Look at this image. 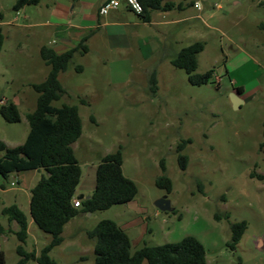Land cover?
I'll return each mask as SVG.
<instances>
[{
  "label": "rangeland",
  "instance_id": "obj_1",
  "mask_svg": "<svg viewBox=\"0 0 264 264\" xmlns=\"http://www.w3.org/2000/svg\"><path fill=\"white\" fill-rule=\"evenodd\" d=\"M16 1L0 0V19L12 22L2 27L5 45L0 54V100L8 98L21 114L19 122H8L0 114V141L10 147L22 144L27 137V114L35 109L38 97L31 83L42 82V69H48L31 50L36 34L46 27L28 24L44 21L39 11L49 0L25 6L34 17L32 21L23 18L22 8L14 9ZM198 1L202 10L188 8L189 15H200L191 20L193 32L183 35L178 46L204 43L196 73L212 69L209 83L192 84L184 69L169 62L113 54L92 53L72 59L62 73L61 83L67 92L53 105H77L83 124L82 135L73 144L82 168L76 190L87 195L86 190L94 189L102 157L122 147L124 174L136 183L138 194L128 203L105 210L86 212L80 208L65 225L63 242L49 253L59 264H94V241L88 231L102 219H113L126 229L132 252L193 235L206 248L207 264H264V178L257 177L264 175V148L260 149L264 123V0ZM240 52H247L253 60L243 66L238 79L246 82L255 77L259 86L235 109L226 64L237 60ZM78 62L85 65L83 72L74 70ZM157 66L154 90L150 79ZM81 98L86 103H81ZM188 139L191 141L181 152L188 156V166L181 169L177 147ZM163 159L165 171L160 164ZM43 174V169L22 171L10 174L8 180L0 174L9 188L0 195V250L5 253L6 264L21 259L19 244L40 254L52 239L29 213L28 189ZM163 175L172 180L170 193L156 185V179ZM165 195L174 211H162L155 205ZM12 204L28 217L25 243L12 232L13 221L10 223L1 212L3 205ZM216 214L222 218L216 219ZM243 220L247 229L233 250L227 244L231 224ZM25 264L39 263L31 258Z\"/></svg>",
  "mask_w": 264,
  "mask_h": 264
},
{
  "label": "trees",
  "instance_id": "obj_2",
  "mask_svg": "<svg viewBox=\"0 0 264 264\" xmlns=\"http://www.w3.org/2000/svg\"><path fill=\"white\" fill-rule=\"evenodd\" d=\"M40 0H17L14 9L19 10L26 5H37ZM143 5V20H150L152 11H167L178 8L174 2L164 0H140ZM3 14L0 12V18ZM4 43V34L0 27V51ZM204 43L196 41L183 47L178 55L172 59L175 67L182 68L188 73L192 84L209 83L214 75L212 69L203 74L196 73L198 55L204 50ZM87 47L82 43L64 53H57L49 46H43L40 54L50 71L46 79L31 86L38 93L35 109L27 114L29 132L25 141L10 147L0 141V174L8 178L12 172L29 170H45L36 184L31 188L30 216L33 222L44 232L51 234V241L42 248L40 254L27 251L22 244L17 246L21 259L16 264H25L31 258L39 264H59L50 256V251L63 240L65 225L79 213V209L86 212L105 210L116 204L132 201L138 194L136 183L124 174L123 151L119 147L115 152L102 157L96 170V185L88 198L80 199L81 206L74 205L76 188L82 176L81 164L75 154L73 144L81 137L83 131L82 118L79 108L75 104L53 105L66 93L59 74L67 70L74 54ZM152 89H157L156 75L150 79ZM81 103H86L80 99ZM0 114L8 122H19L21 114L18 106L12 101L0 104ZM191 140L182 141L177 151L181 169L188 166V156L182 150ZM264 148L263 141L260 149ZM166 170L164 159L160 162ZM254 175V174H253ZM264 178L263 174L257 175ZM156 185L172 191V180L167 175L156 179ZM174 211V210H173ZM2 213L9 221H16L19 229L14 232L18 239L25 243L28 238V217L16 204L3 208ZM216 219L222 217L215 215ZM228 217V216H227ZM247 229L246 221L231 224V239L227 243L235 249ZM1 230V226H0ZM88 236L94 241V264H207V253L204 244L195 236L187 235L176 242H168L155 246H143L132 252L129 234L113 219H102L94 228L88 231ZM0 264H6L4 251L0 250Z\"/></svg>",
  "mask_w": 264,
  "mask_h": 264
},
{
  "label": "crops",
  "instance_id": "obj_3",
  "mask_svg": "<svg viewBox=\"0 0 264 264\" xmlns=\"http://www.w3.org/2000/svg\"><path fill=\"white\" fill-rule=\"evenodd\" d=\"M104 1L105 0H49V2H46L44 4V10H38L39 15L45 18L44 21L37 23L31 22L28 24L46 27V30L40 31L36 34L37 38L33 47H31L32 52L41 57V48L43 46H49L57 53H64L83 43L87 47V51L82 52V49H79L74 54L73 59L85 58L89 54L96 53L98 55L113 54L127 59L141 57L144 60H148L153 58V60H156L158 63L169 62L172 64V59L178 55L183 47H185L181 45L178 46L182 41L183 35H187L188 33L192 34L193 32L191 26L192 18H199L200 16L199 14L189 15L188 9L189 6L195 7L194 4L198 0H164V2H174L179 5V7L167 11L154 10L148 21L143 20L140 15L131 11L125 4H122L116 9L110 10L105 15H101L99 10ZM21 11L23 12V18L31 21L34 19L33 15H30V13L27 12L25 6ZM173 13L177 14L174 15ZM8 23L10 24L12 22L10 20L0 19L1 29ZM4 45L5 37L0 54L4 49ZM252 60L253 56L247 52H240V56L237 60L235 59L233 62L228 61L226 64V70L233 85L232 93L238 94L243 101L242 104L247 102L251 96L249 94H252L259 86L258 79L255 77L246 82L240 81L238 79L240 77H237L238 75H242L240 71L243 66H245L246 63L252 62ZM43 62L45 63L44 60ZM78 63L79 64L74 66V70L76 72H83L85 70V65L81 62ZM45 65L48 69H42L43 81L46 79L50 71V66L46 63ZM259 70L260 68L257 69V71ZM65 71L60 72V81L61 75ZM145 72L148 74L149 70L147 69ZM158 73L159 70L157 66L153 70V75H157ZM3 98L5 101H10L8 98ZM14 173L18 175V172H12L11 174ZM13 183L14 182H11V185H13ZM33 186L34 185L28 189L29 204L31 188ZM8 190L9 188L6 183L0 179V195ZM93 190L94 189H91L90 191L86 190L85 192H87V195L76 190L75 199L80 200V196L86 198L92 194ZM4 207L6 206L3 205L1 212ZM9 222L11 223L12 221ZM13 224L14 227H11V230L14 233L19 229V225L16 221H13ZM0 226L2 229L3 225L1 223ZM29 227L30 224L28 226V233ZM260 243H262L261 240Z\"/></svg>",
  "mask_w": 264,
  "mask_h": 264
},
{
  "label": "built area",
  "instance_id": "obj_4",
  "mask_svg": "<svg viewBox=\"0 0 264 264\" xmlns=\"http://www.w3.org/2000/svg\"><path fill=\"white\" fill-rule=\"evenodd\" d=\"M122 4H125L131 11L141 15L143 13V5L140 0H105L100 7L99 13L101 15L107 14L110 10L120 7ZM195 7L198 10L202 9V5L199 1L195 2ZM5 100H0V104H3ZM74 205L80 207L81 203L79 199L74 200Z\"/></svg>",
  "mask_w": 264,
  "mask_h": 264
},
{
  "label": "water",
  "instance_id": "obj_5",
  "mask_svg": "<svg viewBox=\"0 0 264 264\" xmlns=\"http://www.w3.org/2000/svg\"><path fill=\"white\" fill-rule=\"evenodd\" d=\"M231 101L233 103V106L235 109L240 108V105L243 103L242 99L238 96L237 93H232L231 94ZM89 196H87L86 198H88ZM80 198L82 199L83 196H80ZM155 205L157 206L158 209L162 210V211H172L173 208L171 206V202L168 199L167 195L163 196L162 198L158 199L155 203Z\"/></svg>",
  "mask_w": 264,
  "mask_h": 264
}]
</instances>
